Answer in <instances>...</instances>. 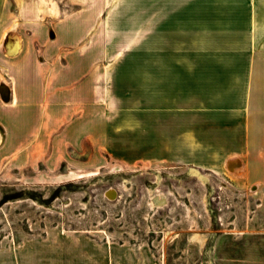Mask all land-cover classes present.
I'll use <instances>...</instances> for the list:
<instances>
[{
	"label": "rangeland",
	"instance_id": "374dc122",
	"mask_svg": "<svg viewBox=\"0 0 264 264\" xmlns=\"http://www.w3.org/2000/svg\"><path fill=\"white\" fill-rule=\"evenodd\" d=\"M148 32L123 40L146 41L143 53L99 62H198L152 54ZM110 43L91 45L103 52ZM96 89L105 97L95 149L41 150L11 164L0 155V264H249L264 256V149L258 135L249 149L241 128L217 130L221 114L205 111L214 88L204 102L199 86L185 101L180 88L176 114L150 113L152 88L131 86L121 102L111 100L114 88Z\"/></svg>",
	"mask_w": 264,
	"mask_h": 264
},
{
	"label": "crops",
	"instance_id": "0c3cea01",
	"mask_svg": "<svg viewBox=\"0 0 264 264\" xmlns=\"http://www.w3.org/2000/svg\"><path fill=\"white\" fill-rule=\"evenodd\" d=\"M146 30L152 54L198 62H99L143 53L146 41L123 40ZM96 38L111 43L97 52ZM195 85L201 101L214 88L205 111L221 114L217 130L241 128L249 149L256 135L264 149V0H0V155L10 164L41 150L95 149L97 87L114 88L117 102L131 86L152 88L150 113L176 114V94L182 88L185 101ZM255 257L249 264H264Z\"/></svg>",
	"mask_w": 264,
	"mask_h": 264
},
{
	"label": "bare ground",
	"instance_id": "6f19581e",
	"mask_svg": "<svg viewBox=\"0 0 264 264\" xmlns=\"http://www.w3.org/2000/svg\"><path fill=\"white\" fill-rule=\"evenodd\" d=\"M8 93H9V91H8L7 87L6 86H3V88L1 89V95H2V97L5 98V99H7L8 98ZM4 138H5L4 135H2V133H1L0 134V148L4 144ZM231 166H232V168H236V170L234 169L235 171H231V172H236L238 170L239 165L235 164V162H232V165ZM231 166H229L228 168L230 169ZM230 170H232V169H230Z\"/></svg>",
	"mask_w": 264,
	"mask_h": 264
},
{
	"label": "flooded vegetation",
	"instance_id": "af4514ba",
	"mask_svg": "<svg viewBox=\"0 0 264 264\" xmlns=\"http://www.w3.org/2000/svg\"><path fill=\"white\" fill-rule=\"evenodd\" d=\"M1 134V133H0ZM2 135H3V132H2Z\"/></svg>",
	"mask_w": 264,
	"mask_h": 264
},
{
	"label": "built area",
	"instance_id": "2783aa9c",
	"mask_svg": "<svg viewBox=\"0 0 264 264\" xmlns=\"http://www.w3.org/2000/svg\"><path fill=\"white\" fill-rule=\"evenodd\" d=\"M0 87H2V86H0Z\"/></svg>",
	"mask_w": 264,
	"mask_h": 264
}]
</instances>
